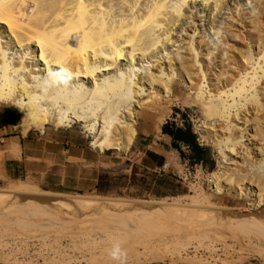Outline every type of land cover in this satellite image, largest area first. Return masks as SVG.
<instances>
[{
    "label": "rangeland",
    "instance_id": "1",
    "mask_svg": "<svg viewBox=\"0 0 264 264\" xmlns=\"http://www.w3.org/2000/svg\"><path fill=\"white\" fill-rule=\"evenodd\" d=\"M9 1L12 0H1L0 5L3 3L8 8L12 4ZM36 1L34 0V3H44L46 6L42 7L41 4V8L38 9V6L36 10L44 14L43 20L32 22L33 27L40 30L47 27L50 20L53 22L57 17L60 19L62 14L63 16L67 14L66 9L70 11V8L77 5L75 4L77 0H56V2L52 0L53 3L50 0ZM88 1L98 3L100 0ZM122 1L123 5L128 7L129 14L126 11V15H130V11L137 8L142 12H138L141 14L139 18H135L136 15L130 17V23L133 21L140 24L141 34L142 31L147 32L148 36L150 35L148 32H152L153 36L156 35L161 40L154 39L152 35L147 37L148 40L144 37L145 33L143 39H147L149 43L164 44L153 49L151 45L150 49L148 44V50H150L148 54L151 50L155 51V58L150 59L147 58L148 56L143 57L144 59L140 58L138 65L134 64V70H139L138 74L142 71V77L151 73L156 76L162 74L164 81L168 83L169 80L173 81L172 84H175L179 90L170 98L142 92L140 102L143 110L138 105L134 107V104L130 106L131 108L129 107L132 112L147 113L148 111L149 114L146 120L137 121L135 124V140L128 149L108 150L103 153L91 147L94 137L92 129L94 127L98 129V121L94 119V115H90L93 114L91 111L87 114L92 120L87 118V123L71 120L62 126L46 124L22 133L20 119L23 116L22 113L10 103H0V107H10L16 112L12 134L29 139L24 149L29 156L27 166L31 170L30 173L22 174L15 179L0 180V264H68L67 260L70 257L71 259L80 257L79 254L87 258H90L88 255L94 254L102 256L101 260L109 258L112 260L109 257V251L115 244H120L126 251V264H203L204 261L215 264H264V200L258 208L249 210L251 203L249 192L247 191L241 198L233 189L234 185H238L240 181L237 175L243 164L242 159H232L231 162L234 164L237 161V166H227L231 170L228 168L226 180L228 182L232 180L234 183L230 184L233 185L226 187V190L222 189L219 193L212 190L210 183L212 175L221 171L219 165L222 160L221 153L227 150L226 136L217 129L211 128L210 132L205 133L201 128L206 123H216L217 127L218 125L219 127L228 126L230 125L228 118L236 115L237 109H231L232 112L229 110L230 113L226 109V106L232 104L231 98L220 99L214 94L215 92L210 91L209 82L205 78V74L208 73L206 65L214 60L209 73L214 76L210 78L213 79L212 84H217L216 75H219L223 68L227 70L229 67L224 65L228 59L226 57L228 52V55H234V58L237 57L236 61L240 62L243 58H249V56L251 58L260 50L264 53V41H260L263 43L261 44L247 39L250 34L255 38L258 35H264V0H134L135 2L110 0L109 6L104 4V8H113L108 17L110 21L121 19L122 13L118 12V6L122 5ZM31 2L32 0L29 3L33 4ZM54 2L56 5L59 4L58 8ZM133 6H135L134 10ZM46 9L51 11L48 12ZM133 13L135 12H132V15ZM157 15H160L159 18ZM145 18L149 21L146 22ZM37 23H39L38 26ZM20 30H17V33L14 29L13 33L18 34L17 36L24 34ZM4 31L6 32L3 27H0V33ZM261 37L264 40V36ZM126 50L129 51V48ZM7 52L12 53L13 58L17 53L13 49ZM26 54L31 66H35V54L31 53V50H26ZM22 55L25 56L22 52L16 57ZM254 56L252 58L255 59L256 55ZM180 58L186 59L188 64L191 63L188 71L187 69L181 71ZM171 61L174 62V68L169 70ZM227 62L230 63V61ZM152 65L153 69L150 67ZM260 66L264 67V64L261 63ZM128 71L126 60L107 78L114 79L115 76L120 77ZM189 73H192L191 75L196 73V76H193L195 80L192 82L195 87L189 83ZM46 75L44 79L48 80L51 76L48 78ZM57 75L58 79L59 73ZM197 76L199 79L195 78ZM64 82L67 81L64 80ZM86 84L84 82V85ZM148 103H152L153 107L147 108ZM78 112L83 114L84 111ZM88 115L84 114L85 117ZM181 115L189 119L200 145L207 149L209 158L205 165L191 159L186 148H183L184 157L181 158L175 150L171 149L170 139L161 133V126L165 122L180 124ZM253 117V115H247L246 120H250L246 123L241 116V120L234 124L245 129L242 133L245 134L250 148H262L264 147L261 140L264 139L263 134L261 135L260 132L262 138L256 134L260 130ZM116 118H120L121 122L125 121V115ZM261 122L264 126V120ZM118 123L115 121L116 125L113 124L110 131H114ZM206 136L210 137L209 141L205 140ZM215 137L220 139L214 142L212 138ZM148 152L164 158L160 167H156L153 160L146 158ZM164 165L167 166L165 170L162 169ZM261 166L258 175L264 177V164ZM227 181L224 180L225 183ZM254 184H252L251 194H258L259 191L256 188L260 187L262 190L263 183L259 186L258 183ZM31 194H35L36 197L40 194H54L81 196L115 203L137 201L161 202L169 205L160 206L157 211L152 209L148 211L150 213L146 212L144 215L143 212L133 215L122 211H102L101 207L98 208L92 203L77 208L56 206L42 209L37 203L27 202H30V198H35ZM106 227L110 231L108 228L105 229ZM161 244L162 251L168 254L173 253L178 259L177 262H160L145 258L147 251L149 254L157 253L154 247L160 246L162 249ZM143 245L148 246L143 247ZM147 247L152 250L149 252L145 249ZM139 253L143 255L137 257ZM105 264H118V262L106 261Z\"/></svg>",
    "mask_w": 264,
    "mask_h": 264
},
{
    "label": "bare ground",
    "instance_id": "2",
    "mask_svg": "<svg viewBox=\"0 0 264 264\" xmlns=\"http://www.w3.org/2000/svg\"><path fill=\"white\" fill-rule=\"evenodd\" d=\"M30 1L31 0H12L9 1L12 2V4H10L8 8L3 3V6L0 5V27H3L6 30V32L4 31L3 33H0V103H10L22 113L23 116L20 119L22 122L23 133H27L31 129L43 127V125L46 124H51L53 126H62V124L71 120L79 123H84L86 121L88 122L87 118H90L87 112L91 111L93 114L90 115H94V119H97L98 121V129L95 127L92 129L94 137L91 143V147L99 151V153H103L108 150L118 151L121 148L128 149L136 138L135 124L137 123V121H143L149 117L148 111L147 113H144L143 111H138L135 113L129 109V107L134 104V107L138 105L139 108L143 110L141 108L140 102L141 93L149 92V94L153 96L161 95L163 98H170L174 94V92L179 90L177 89L178 87H176L175 84H172L173 81L171 82V80H169V83L164 81L165 78L163 79L162 74L161 76H156L154 73L147 74L146 72L147 76L142 77V71L138 74L139 70H134V64L136 63L138 65V60L140 61L141 59H144L143 57L148 56L147 58L150 59L155 58V51L151 50V52H149L150 54H148V51H150L148 50L149 47L151 49L152 46L153 49L156 46L159 47L160 45L157 40L155 41L158 44H155L153 42H151L153 43L151 44L147 42V39L152 35V32H148V34H150L148 36L146 34L147 32H144L146 35L144 36L143 31L142 34L140 33V24L138 25L137 23H133V21L132 23H130V17H134L136 15L135 18H139L141 14H139L138 12L141 11H139V8L137 7L136 8L138 9V11L137 9L134 10L136 6L135 4V6H133L134 11H130L131 16L126 15L125 12H128V7L126 8V6L123 5L124 2L122 1V5L118 6V12L122 13L120 15L121 19L117 21L112 19L110 21L108 17L109 15H111L110 13L113 8H104V4H107V6L110 5V0H98V3H90L88 0H86L87 2H85V0H77L76 3L74 2L75 4H77H74V8H70V11L68 9H66L68 11L65 10V12H68L69 15H67V13L65 14L66 16H63L62 14V17H59L60 19H58V17L56 19L53 18V20L55 19V21L52 22V20H50L51 22L48 24V26H45L43 29L40 27L42 29L40 30L38 28H34L32 22H35L36 20H40L41 22L43 20L44 14L36 11L38 6V9L41 8L40 5L42 3L37 4L34 3V0H32L33 4H30ZM50 2H52V0H50ZM55 2L54 4L56 5ZM43 5L44 3L42 4V7ZM58 5L59 4L57 3L56 7ZM44 7L46 6L44 5ZM91 7H94V9H90ZM63 8H65V6ZM132 12H135L136 14L133 13L132 15ZM145 14L147 15L148 12ZM159 16L160 15H157L158 18ZM157 17L155 19H157ZM147 21L149 20L146 19V22ZM142 22H144V20ZM38 25L39 23H37V26ZM14 29L16 31L21 29L20 32L23 31L24 34H19V36H17L18 34L15 35L13 33ZM138 30L139 33H137ZM143 36L148 38L145 40L143 39ZM154 36V39H158V36ZM259 36L261 37L264 35H258L255 38L250 34L247 39H249L251 42L253 41L254 43H261L260 41L264 40ZM158 40L160 41L161 39ZM170 40L171 38L169 39V41ZM127 48H129V51L126 50ZM9 49H13L15 50V52H17H14L15 58L12 57V53L7 52V50ZM26 50H31V53L35 54V66H31L32 64L30 63L29 58L26 54ZM22 52L25 54V56L22 55L16 57L18 53ZM228 54L229 52L226 54V57L228 59H226V63L224 61V65H227L229 67H227V70H224L223 68L222 72H220L219 75H216L217 84H212L213 79L210 78H214V76L209 73L210 66H213L214 60L206 65V70L208 71V73L205 74V78H207L209 82L210 91L215 92L214 94H216V96H218L220 99L228 100L231 98L232 104H229V106L225 105L226 109L228 110V113H230L229 110L231 111V109H237V112L234 116L229 115L231 116L228 118L230 121V125L236 123L238 120H241V116H243L246 123H248L250 119L246 120V116L253 115V120L256 126L259 128L258 130H260L258 132L259 134H256L260 135L261 132V135L263 134L262 137L264 138V126L261 122L264 120V67L260 66L261 63L264 64V53H262V51L260 50L257 54H253V56L256 55L255 59L252 58L253 56L251 58L249 56V58H243V61L241 62L239 60L236 61L237 57L234 58V55L232 56L231 53V55ZM126 60L127 66L129 68L128 73L125 72L120 77L115 76L114 79L107 78V76L112 71L118 69V67H120V64L122 62H125ZM181 60L182 62L179 63V65L181 66V71L183 72V70L186 69L188 71V68L190 66L189 64L191 63L188 64V61L183 58ZM244 60L246 62H244ZM227 61H230V63H228ZM170 63L169 65L171 66L169 67V70L170 68H174V62L171 61ZM150 67L152 69L154 68L153 65ZM259 69L260 71H258ZM52 72L54 74H52ZM55 72L57 74L59 73V80L56 78L57 74H55ZM160 73L161 71L159 72V74ZM191 74L192 73H189V77H187L189 78V83H191V86L195 87L192 82H194L193 80H195L193 76H196V73L193 75ZM199 74L197 75L199 76ZM45 75L48 76V78L49 76L51 77L48 80H45ZM201 75L202 74H200V76ZM198 76L195 78H198ZM61 80L63 81L61 82ZM64 80L67 82H64ZM71 82L73 83L72 85L69 84ZM84 82L89 84V86H87V84L84 85ZM197 85L196 87H198ZM241 102L244 103L242 104ZM146 107L151 108L153 107V104L148 103ZM81 110L84 111L83 114L78 112ZM84 114L88 115V117H85ZM122 115H125V121L123 122L120 121V118H116L117 116ZM115 121H118L119 123L117 124V127L114 128V131H110V128ZM230 125H225V127H219L218 125L217 127L216 123H206L201 126L202 130H204L205 133L210 132L212 128L213 130L217 129L220 133H223V136H226L225 147L227 148V150L221 153L222 160L219 163L221 171L212 175L210 183L212 185V190L216 191L217 193H219L222 189L226 190V187L228 186L231 187L233 184L231 185L230 183L234 182H232V180L230 182L226 180V176H228V168L230 169V167L227 168V166H237V161L234 164V162H231L232 159H242L241 162L243 164H241L242 166L240 165L241 162L238 164V166L240 165L241 168L240 170H238V175L236 174L240 179V183L238 182L237 185V182H235L238 187L240 185H242V187L236 188V185H234L235 187L233 189L237 191V195L241 198L244 197L246 195V192L248 191L251 201V203L249 204V210H254L258 208V206L264 200V177L258 175L259 169L262 167L261 165L264 164V147L250 148L249 143L246 142L247 140L245 139V134L242 133V131H244L245 129L239 127L237 124L231 125L232 128ZM261 135L259 137H261ZM219 139L220 137H215L212 138V141L217 142ZM205 140L209 141L210 137L206 136ZM261 140L264 142V139ZM263 142L262 144L264 145ZM258 159H260L259 162ZM235 169L234 171L236 172L237 169ZM234 171L232 173H234ZM240 172H242L243 174H241ZM224 180L228 183H225ZM254 183H258V186L259 184L263 183V191L260 187H258L256 189L257 191H259V193L257 192L258 194H251L252 184ZM243 185H245V187H243ZM259 188L260 190H258ZM32 195L35 196V194H31V196ZM30 199V202L27 201L28 203H37V205L42 209L56 206H68L77 208L78 206H86L92 203L94 206L97 205L98 208L101 207L102 211H122L129 214L132 213L133 215L139 214L141 212H143L144 215V213L146 212L150 213L148 211L152 209H155L153 211H157V208H159L160 206L169 205L161 202L137 201L115 203L113 201H101L100 199L86 198L81 196L73 197L54 194H40L37 195V197L35 196V198ZM173 205L175 206L176 204ZM153 211H151V213ZM107 228L108 227H106L105 229ZM133 230L135 231V229ZM144 244H146V242ZM146 246L143 245V247ZM153 247L154 246H152V248ZM145 249H148L149 252L152 250H150L149 247ZM154 250L157 253H154L152 251L154 254H149L147 250V253L143 252L146 253L145 258H150L152 261L169 263H175L178 261L173 253L168 254L163 252V247L162 249L160 248V246L157 248L154 247ZM79 255L80 257H76L73 259H71V257L69 259L67 258L68 260H66L68 264H105L106 261H113L110 258V260H101L102 256L99 257L94 254L88 255L90 256V258H87L82 254ZM138 255L140 256L143 254L139 253L137 254V257ZM203 264L215 263L204 261Z\"/></svg>",
    "mask_w": 264,
    "mask_h": 264
},
{
    "label": "crops",
    "instance_id": "3",
    "mask_svg": "<svg viewBox=\"0 0 264 264\" xmlns=\"http://www.w3.org/2000/svg\"><path fill=\"white\" fill-rule=\"evenodd\" d=\"M15 117L14 109L0 107V180L15 179L31 171L27 166L29 156L24 149L28 137L12 134Z\"/></svg>",
    "mask_w": 264,
    "mask_h": 264
},
{
    "label": "trees",
    "instance_id": "4",
    "mask_svg": "<svg viewBox=\"0 0 264 264\" xmlns=\"http://www.w3.org/2000/svg\"><path fill=\"white\" fill-rule=\"evenodd\" d=\"M161 133L170 139V147L175 150L181 158L184 157L183 148L190 153V158L195 162L205 165L208 160L207 149L202 147L197 135L192 129L191 122L186 116L181 115L180 124L176 122H165L161 126ZM146 158L155 162L156 167H160L164 158L155 153H146Z\"/></svg>",
    "mask_w": 264,
    "mask_h": 264
},
{
    "label": "clouds",
    "instance_id": "5",
    "mask_svg": "<svg viewBox=\"0 0 264 264\" xmlns=\"http://www.w3.org/2000/svg\"><path fill=\"white\" fill-rule=\"evenodd\" d=\"M109 256L112 260L117 261L118 264H126L127 261V253L120 244H115L109 251Z\"/></svg>",
    "mask_w": 264,
    "mask_h": 264
},
{
    "label": "built area",
    "instance_id": "6",
    "mask_svg": "<svg viewBox=\"0 0 264 264\" xmlns=\"http://www.w3.org/2000/svg\"><path fill=\"white\" fill-rule=\"evenodd\" d=\"M166 167H167V166H166V165H164V166L162 167V169H163V170H165V169H166Z\"/></svg>",
    "mask_w": 264,
    "mask_h": 264
}]
</instances>
